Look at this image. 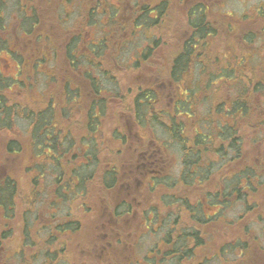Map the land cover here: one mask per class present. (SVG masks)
<instances>
[{"label":"rangeland","instance_id":"obj_1","mask_svg":"<svg viewBox=\"0 0 264 264\" xmlns=\"http://www.w3.org/2000/svg\"><path fill=\"white\" fill-rule=\"evenodd\" d=\"M82 1L56 0L49 5V0H37L40 17L39 28L33 26L29 32H26L25 27L22 26L21 12L23 7L21 5L25 3V0H4L0 12L1 25L4 28L0 27V40L4 39L10 50L5 47L6 50L0 53L2 57L0 59V73L8 77L10 75L17 80L12 82V85L6 90L9 97L8 102H18L17 111H12L15 115L22 113L26 108L37 110L47 105L48 102H53L56 107V119L63 128V130H60L61 134L66 133L65 130H67L69 131V138H72L75 144L78 142V146H76L78 149L74 148L73 152L69 151L68 156L75 153L77 155L76 162L87 161L83 155L89 153L94 140H90L89 130L85 129L84 109L87 102L94 101L96 97L89 82L82 74L85 64L81 61L84 53H92L91 48L87 47L85 41L97 42V39H103L104 43L98 50V58L101 59L104 67L112 68L116 77L110 78L111 80H103V87L106 89H104L105 92L102 97L108 100V106L104 110V115L100 118L96 131L93 132L96 137L94 143L97 150L103 148L102 152H97L102 164L106 160L121 162L123 159L127 164L126 170H130L133 166L137 169L134 167L135 172L128 174V180L132 178V181H128L126 190L118 188V185L111 189L105 188L101 173H99L90 183L86 195H78L79 192L75 195L72 191H67L65 198H63L56 195L53 184L58 170L55 169V165L50 163L49 168L43 170L45 171L44 182H49V199L56 198V206H49V213L53 212L56 216L53 217L51 223L55 224L62 221L67 218L66 214H69V218L75 216L80 219L81 230L72 235H57L51 240L48 238L49 230L47 233V228L42 229L49 223V219H46L47 216L41 215L39 218H33V215L30 214V219L32 218L29 222L31 228L22 235L19 230L22 226V220L19 217L20 211L29 206L34 211L42 207H36L28 200V181L26 174L23 172L24 163L27 162L29 157L26 151L28 148L25 146L26 143L23 145V151L17 156L7 155L5 151L7 139L17 137L21 140L30 132L29 125L31 121L22 118V115H14L10 128L0 127V167L11 169L20 183V197L17 199V217L19 218L16 219V222L9 223L13 224L12 227H9L8 224L4 227L1 226L2 220H0V230L2 232H4V228L6 230L17 228V230L11 232L7 239L3 241L0 239V248H2L0 263L3 264H19L15 250L18 249L22 236L26 245L21 249V256L30 260L28 262L23 260L20 264H46L48 261V264H84L83 262L86 264H137V261L138 264H145L147 263L144 261L145 256L149 254V250L155 245L157 239L168 229H171L172 219L176 217L174 213L179 208L178 205L157 202L161 196L160 190L165 191L163 194L172 196L170 194L172 190L167 188L174 186L175 190L190 196V199L193 200L191 202H196L198 205L197 198L216 189L220 183L219 178L222 175H228L230 170H236L247 165V163H254L261 165L256 168L260 174L264 172V136L260 132V120L248 124L249 118L240 119L244 123L247 121V124L241 125V127L243 126L241 128L242 156L237 161L238 164L233 162L226 166L223 165L222 169H226L225 171L218 170L215 172L219 166L213 168L212 172L214 171V173L209 174V180L206 182L196 176V182L183 184L179 176L184 154L181 143L172 132V126L166 123L164 126L151 123V125H147V129L140 133L139 127L142 128V126L135 124L131 111L127 109L131 97L136 91V86L161 80L160 76L157 79L153 77L156 66L163 67V62L173 48L171 44L175 43L174 38L178 34L183 35L186 33V31L184 32L183 22L186 6L182 8L179 2L169 0L167 10L164 9L166 12L164 18L161 19L160 28H148L144 24L139 23L136 25L134 23V20L140 14L138 13L139 9H135L136 3H148V1L154 3L157 1L105 0L110 5L109 9L106 8L105 14H99L98 11L101 8H96L93 15L88 14V6H91L88 5L89 0L84 3L83 8H80ZM261 5L264 6V0H219L212 6V19L215 25L218 24V36L222 35L214 38V53H225L229 56L232 52L237 53L233 51V48L240 51L238 42L228 40L225 36L230 34L226 26L229 24L237 25L239 31L241 27H244L243 32L254 34L257 31L256 27L260 25L255 17V12ZM83 12L85 13L83 14ZM148 14L155 17L152 12ZM245 16L246 18L241 20L236 18ZM229 17L231 18L229 19ZM157 20L159 19L157 18ZM228 20H231L232 23ZM163 32L169 33L170 37H165V43H161L152 52V55L144 60L141 56L142 53H146L149 46L153 47V40L155 37L157 38L159 33ZM39 33L42 34L37 35ZM257 39H259V43L255 42ZM237 40L240 41L241 37L237 36ZM79 41L84 42L86 50L89 51L80 49L78 64L73 66L68 61L67 46L71 45L74 48ZM210 45L212 49L211 42ZM241 46L243 49L242 44ZM247 46V56H253L249 57L248 60L246 59L247 56L245 57L246 71L243 72L251 76L261 74L258 67L264 62V53L262 50L258 51V48L262 46L260 38L256 37L253 39V43H247ZM136 59H143V63L138 68L133 67V62ZM125 84L133 87V94L125 90ZM66 85L77 88L76 92H79L80 95L73 93V91L72 93L66 91V94ZM116 93L120 97L117 98ZM174 93L173 89L172 94L174 95ZM75 95L77 97L73 99ZM166 98L163 99L166 100ZM124 100L127 108L121 111L119 105H123ZM160 101L163 102L164 100ZM196 104L197 111L194 112V115L205 117L209 103L196 102ZM158 106H153V112L158 111ZM161 106H163L162 103ZM184 110H187L186 107ZM190 112L193 115V112ZM183 121L185 131L188 134L193 133L196 127L200 129L198 125L191 124L192 121L188 124L185 123V120ZM199 126L203 129V126L200 124ZM206 126L207 124L204 123V129ZM115 129L121 131L125 137V144L117 140V135L113 134ZM67 145L69 146V144ZM141 154L143 157H138ZM151 155H159L165 165L160 175L156 171H152L159 168L156 165L150 168L143 167V165L140 167L143 163L141 160L144 161L146 157ZM208 156L212 157V152ZM213 158L217 160L218 157L214 155ZM122 167L125 171L124 163ZM47 170H49V175ZM76 170V174H78L80 167H77ZM92 170L88 172V175L91 174ZM196 170L201 171L200 169ZM164 175L167 176L164 178L165 180L161 179ZM263 178L264 173L261 179ZM158 180L162 181L160 185L156 183ZM150 185H157V190H153ZM257 190L253 194L255 207L252 213L255 215L247 222V228H249L248 235H246L249 242L247 255L243 259V254L225 255V258L228 261L232 260L234 264H264V183ZM122 200L129 204L132 203V205H129L126 213L116 217L114 212L111 211L113 210L112 204H118ZM35 203L40 205L41 201L37 200ZM153 204H157L154 208L158 212H155L162 219L155 223L151 222L152 225L150 224L149 228L145 229L148 227L147 217L154 214L151 208ZM240 204L237 203V205ZM201 206L196 207L200 216L201 214H212L218 209V205L212 204L211 201H206ZM240 208V206L226 208L224 214V218L228 221L226 224L221 223L214 217L209 219L207 223L196 224V217L192 218L184 211L180 214V226L185 225V228H188V226L189 228L191 226L197 227L198 232L202 235L201 241L207 243V250L209 251L203 252L202 256L198 258L199 260L206 256L209 260L205 263L218 264L219 261L215 259L217 255L213 256L212 252L217 249L220 242L242 235V222L228 224L237 220ZM144 210H147L146 216L140 213ZM47 211L44 208L43 214ZM239 222L240 226L238 228ZM253 236L255 237L254 242H252ZM49 251L52 252V259L49 258ZM189 261L190 259L180 264H191L192 260ZM165 264L172 263L166 262Z\"/></svg>","mask_w":264,"mask_h":264},{"label":"trees","instance_id":"obj_2","mask_svg":"<svg viewBox=\"0 0 264 264\" xmlns=\"http://www.w3.org/2000/svg\"><path fill=\"white\" fill-rule=\"evenodd\" d=\"M55 1L56 0H49V5L53 4ZM3 3L4 0H0V12ZM88 5H91L88 6L89 15H93L91 9L93 6H95L94 11H96V8H101L100 11H98L99 14H105L106 8L109 9L110 7L105 0H94V4L92 0ZM161 5L163 6V4ZM21 7L22 26L25 27V31L29 32L33 26L39 28L40 17L37 9V0H25V3L21 5ZM165 12L166 11L160 12L158 16L159 20L156 18L155 24L161 23V19L164 18ZM84 13L85 12H83V14ZM138 13L140 14L134 20V23L136 25L139 23L146 25V22L149 20L146 11L140 9ZM255 17L260 25L256 27L257 31L254 34L251 32H243L242 30L245 29L244 27V29L241 27L239 31L237 25L229 24L226 26L230 34L225 36L228 40H236L240 47V51H238L237 48H233V51L237 53L232 52L229 56L225 53L217 54L214 53V38L219 35L218 24L215 25L213 19L210 18L206 4L198 2L195 7L189 8L187 13H184V32L186 31L187 34H178L176 38H174L175 43L171 44L173 48L163 62V67L159 68L160 65L156 66V72L153 77L157 79L158 76H160L161 80L157 82L152 81L151 84L146 83L138 85L136 86L135 93L132 86L125 84V90L132 92V94L134 93V95L131 97L128 108L126 107L125 100L123 101V105H119V108L121 111L126 108L131 111L135 124L142 126V128L139 127L140 133L144 131V129H147V125L149 126L151 123L163 126L166 123L172 126V132L181 143V149L184 154L179 176L183 184L196 182V176H198L200 180L202 179L206 182L209 180V174L212 172L213 168L219 166L215 172L218 170L225 171L226 169H222L224 167L223 165L226 166L233 162L234 164L239 163H237V161L240 160L242 156L241 128L243 126L241 127V125L247 124V121L244 123L241 120L249 118L248 124L260 120V132L264 136V62L258 67V69L261 70V74L251 76L243 72L246 71L245 57L247 56L246 51H248L246 48L248 47L247 43L252 44L253 39L256 37L260 38L262 46L258 48V51L262 50L264 53L263 5L258 7L255 12ZM230 18L231 17H229V19ZM236 18L241 20L246 18V16L243 18ZM228 21L230 22L231 20ZM1 24L2 21L0 20V27L2 26ZM160 26L158 28H160ZM2 28H4V26H2ZM41 34L42 33H39L37 35ZM237 36L241 37L240 41L237 40ZM165 37H170V34L163 32L159 33L157 38L155 37L152 43L153 47L148 49L150 54L148 56L143 55L144 60L150 57L152 52L156 50L161 43H165ZM210 42L212 43V49L210 48ZM255 42L259 43V39L255 40ZM241 44L243 45V49ZM5 47H7V50H10L8 49L6 41L1 39L0 53L6 50ZM73 49V46H67L68 61L74 66L78 64V60L74 56ZM92 50L93 55L85 56L81 61V63L84 62L85 64L84 69H82V74L89 82L91 90L96 97L94 101L90 103L87 102L84 109L86 121L85 129L89 130L90 140H94L92 143L93 147L89 149V153L83 155L87 161L76 162L77 155L75 153H71V155L68 156L69 151L73 152L72 150H74V148L78 149L76 147L78 146V142L75 144L72 138H69V131L67 130H65L66 133L61 134L60 130H63V128L56 119V107L53 102H48L47 105L37 110L26 108L22 113L16 114L22 115V118L31 121L29 125L30 132L21 140L17 137H13L7 139L5 142L6 154L13 157L23 151V145L26 143L25 146L28 147L26 151L29 157L27 162L24 163L23 172L26 174L28 181V200L35 204L36 207H42L34 211V209L29 206L20 211L19 217H21L22 226L19 230L22 235L31 228L29 222L32 218L30 219V214L33 215V218H39L41 215L47 216L46 219H49V223L42 229L47 228V233L49 230L48 238L51 240L57 235H72L81 230L80 219L75 216L69 218V214H66L67 218L62 221H58L55 224L51 223L53 217L56 216L53 212L49 213V206H56V198L49 199V182H44L45 171L43 170L44 168H49L50 163L55 165V169L58 170L57 177L53 184L55 186L56 195L63 198H65L64 196L67 191H72L75 195H77L78 192V195H86L90 183L99 173H101L105 188L111 189L118 185V188L126 190L128 181H132V178L128 180V174H133L135 168L137 169V167L133 166L130 170H126L127 164L123 159L121 162L106 160L102 164V160L97 154L98 151L102 152L103 148L97 150L94 143L96 137L93 132L96 131L100 118L104 115V110L108 106V100L102 97L104 96V89H106L103 87V80L115 78L116 75L112 68L108 69L102 65L101 59L98 58L99 48L93 46ZM252 56L253 55H248L246 59L248 60L249 57ZM0 59H2L1 56ZM143 59H136L133 62V67L138 68L141 63H143ZM15 81L17 80L10 75L8 77L0 73V127L3 128H10L12 125V118L16 116L12 111H17L18 102H8L9 97L6 93V90L12 85L11 83ZM169 87L172 89H167ZM164 89L170 92L169 97L165 96L167 97L166 100L163 99V97L159 99V92ZM173 89L175 92L174 95L172 94ZM77 90V88H71L68 85L65 86V92L72 93L73 91V93L79 94V92H76ZM115 95L117 98L120 97L118 93ZM75 97H77V95H75L73 99H75ZM160 100L164 101L161 102ZM196 102L209 103L205 117L194 115V112L197 111L195 107L197 105ZM161 103L163 106H161ZM157 105H159L157 108L158 111L153 112V106L156 107ZM185 107L187 109L186 111L184 110ZM190 111L193 112V115ZM183 120H185L186 124L192 121L191 124L198 125L200 129L196 127L193 133H186L187 131H185ZM204 123L207 124L205 129ZM199 124L203 126V129H201ZM113 134L117 135V140L120 143H126L125 137L120 130L115 129ZM83 139L84 137L82 140ZM67 144H69V146ZM210 152L213 154L212 157L208 156ZM141 155H138V157H143V155ZM214 155H217V160L213 158ZM141 161L143 163L140 167L142 165L149 168L155 165L158 166L159 168L155 170L159 175L165 168L159 155H151L146 157L144 161ZM123 163L125 164V171L122 167ZM260 166L261 165H256L254 163H247V165L239 167L236 170H230V173L226 176L222 175L219 178L220 183L216 189L212 192H206L197 198L198 205L195 201V203L191 202L193 200L190 199V196L175 190L174 186H169L167 188L172 190L170 192L172 196L163 194L165 191L160 190L161 196L157 202L161 201L166 204L178 205L179 208L174 213L176 217L172 219L171 229H168L157 239L155 245L149 250V254L145 256L144 261L147 262L145 264H165L166 262L180 264L189 259L190 261L192 260L191 262L189 261L191 264H207L205 262L209 260L208 257L206 258V256H204L201 260L198 259L202 256L203 252L209 251L207 250V243L201 241L202 235L198 232L197 227L191 226L189 228L188 226V228H185V225L180 226V214L184 211L187 212L190 217H196V224L207 223L212 217L226 224V222H228L224 218L226 208L235 206L241 207L240 213H238L236 221L229 222L228 224H233L238 221L242 222V235H237V237H231L225 242H220L217 249L214 250L212 254L213 256L217 255L215 259L219 261L218 264H234L232 260L228 261L225 258L226 254H243V259L247 255V248L249 245L246 237L249 232L247 222L255 215L252 213L255 207L253 194L257 192L259 186L264 183V178L261 179L264 172L260 174L259 170L256 169ZM77 167H80L78 174H76ZM99 168H101L102 171ZM194 168L195 170L193 171ZM91 169L93 170L91 174L88 175ZM196 169H200L201 171H197ZM124 173L125 175H123ZM212 173H214V171ZM47 174L49 175V170H47ZM165 177L167 176L164 175L161 179L165 180ZM161 182L162 181L158 180L156 183L160 185ZM156 186L157 185H150L153 190H157L158 187ZM19 197L20 183L17 181L14 172L11 169L0 167L1 226L4 227L8 224L9 227H12L13 224L9 223H14L16 219L19 218L17 217V199ZM37 200L41 201L40 205L39 203H35ZM206 201H211L212 204L218 205V209L212 214H201L200 216L197 213L196 207L201 206L206 203ZM237 203L241 204L237 205ZM129 205H132V203L129 204L122 200L118 204L113 203V210L111 211L114 212V216L120 217V215L127 212ZM155 205L157 204H153L151 207L154 214L151 217L148 214L149 217L146 219L148 221V227L145 229H148L150 224L152 225L151 222L155 223L162 219L159 218L158 214L155 212L157 211ZM44 208L48 211L43 214ZM140 213L146 216L147 210ZM15 230H17V228L7 230L4 228V232L0 230V239L2 241L7 239L8 236L11 235V232ZM254 241L255 237L253 236L252 242ZM24 242L25 239L22 236L19 247L15 250L19 264L22 263L23 260L24 262L30 260L29 258L24 259V257L21 256V249L26 245ZM51 255L52 252L49 251L50 259H52Z\"/></svg>","mask_w":264,"mask_h":264},{"label":"flooded vegetation","instance_id":"obj_3","mask_svg":"<svg viewBox=\"0 0 264 264\" xmlns=\"http://www.w3.org/2000/svg\"><path fill=\"white\" fill-rule=\"evenodd\" d=\"M152 1H157V2L149 3V1H148V3H145V2L140 3V4H137L136 3L135 9H139V10L142 9V11H146L147 18L149 20H148V22H146V25L144 24L145 26H147L148 28H158L161 25V23L159 22V23L155 24V19L158 18L160 12L165 11L164 9L168 8V6H169V0H152ZM218 1L219 0H210V1H208V0L207 1H205V0H175L176 3L179 2L182 5V8H184L186 6L185 13H187V11H188L189 8L191 9L192 7H195L198 2H201V3L206 4V7L209 10V15H210V18L211 19H212V16H211L212 6H214V4H216V2H218ZM89 2H92V0H89ZM84 3H87V0H83L81 2L80 8H83L84 7ZM144 4H146L147 6L144 5ZM161 4H163V6ZM91 9H92V11L94 13L95 12L94 11L95 10V6H93ZM151 12L154 13L155 17H153V16H151V15L148 14V13H151ZM185 34H187V33H185ZM103 43H104L103 42V39L102 40H98L97 39V42L85 41V44L87 45L88 48H91V50H92L93 46H96V47H98L100 49L101 46L103 45ZM90 46H92V47H90ZM149 48H150V46L146 49L147 50L146 53L145 52L142 53V55H141L142 57H143V55L148 56L150 54L148 52V49ZM80 49H82V50L84 49L85 51H89V50H86V47L84 45V42L81 43L79 41L78 44H76L75 47H74V49H73V51L75 52V53L73 52L74 53V56H75V58L77 60H79V57H80V54H79V50ZM91 54H85L84 53L83 59L85 58V56H90ZM165 96H167V97L170 96L169 90L167 91L166 89H164L161 92H159V99L161 97L164 98ZM143 167H145V165H143ZM152 171H156V170L153 169ZM1 249L2 248H0V253H1ZM48 263H49V261L46 262V264H48ZM83 263L86 264L85 262H83ZM0 264H3V263H0Z\"/></svg>","mask_w":264,"mask_h":264}]
</instances>
